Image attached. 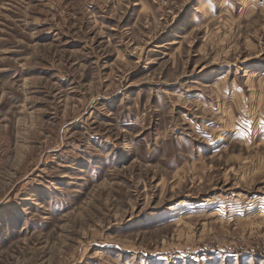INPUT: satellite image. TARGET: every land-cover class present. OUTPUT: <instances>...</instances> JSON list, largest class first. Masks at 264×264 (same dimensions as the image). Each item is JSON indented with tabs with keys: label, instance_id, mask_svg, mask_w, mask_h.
Instances as JSON below:
<instances>
[{
	"label": "rangeland",
	"instance_id": "374dc122",
	"mask_svg": "<svg viewBox=\"0 0 264 264\" xmlns=\"http://www.w3.org/2000/svg\"><path fill=\"white\" fill-rule=\"evenodd\" d=\"M0 264H264V0H0Z\"/></svg>",
	"mask_w": 264,
	"mask_h": 264
}]
</instances>
